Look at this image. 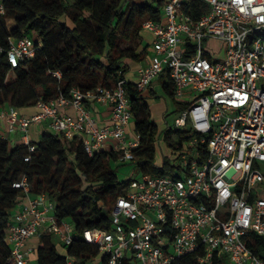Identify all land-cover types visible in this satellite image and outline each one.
Masks as SVG:
<instances>
[{"label": "built area", "instance_id": "1", "mask_svg": "<svg viewBox=\"0 0 264 264\" xmlns=\"http://www.w3.org/2000/svg\"><path fill=\"white\" fill-rule=\"evenodd\" d=\"M142 29L152 35V55L133 86L143 92L166 74L175 98L190 104L174 120L190 134L176 146L174 173L138 174L111 207V228L81 234L56 217L53 201L32 194L22 176L12 185L26 202H18L10 216L7 264H33L43 236L59 240L66 264H82L67 255L78 239L96 249L91 264H175L191 254L198 264H212L214 256L223 257V264H264L244 242L250 235L264 239V0H167L160 20H146ZM211 43L218 50L222 45L219 58ZM37 49L34 37L12 41L9 66L33 59ZM53 76L60 78L58 72ZM126 83L87 93L72 89L69 97L59 93L38 101V111L29 117L0 107V139L19 132L33 152L29 128L48 123L63 140L81 137L89 156L110 143L120 162L135 163L140 137L128 133L132 112ZM89 103L110 106V125L98 126ZM66 105L74 115L61 112Z\"/></svg>", "mask_w": 264, "mask_h": 264}, {"label": "trees", "instance_id": "2", "mask_svg": "<svg viewBox=\"0 0 264 264\" xmlns=\"http://www.w3.org/2000/svg\"><path fill=\"white\" fill-rule=\"evenodd\" d=\"M167 0H2L0 15V107L17 110L35 106L38 101H50L59 93L69 97L72 89L82 93L98 87L112 88L125 79L128 62L139 64L146 58L148 46H143L142 24L159 21ZM200 13L205 12V6ZM197 16V15H195ZM15 27L7 29L6 21ZM35 37L38 49L33 59L11 68L6 52L12 41ZM58 72L60 78L53 76ZM168 79L166 74H161ZM160 75V76H161ZM129 99L133 131L140 137L133 151L135 163L123 165L137 169L139 175L160 177L172 175V157L162 155L155 164L159 135L169 145L173 134L177 146L190 138L188 132L170 127L163 131L150 121V111L142 92L132 83L125 84ZM166 96L175 106L174 114L189 107V103L174 97L172 83L163 84ZM172 114V113H171ZM169 114V115H171ZM83 139L63 140L59 135L43 133L38 142L11 145L0 139V264H7L10 249L5 242L9 220L21 190L12 185L26 176L31 193L44 195L54 203V214L74 226L81 234L85 229L109 230L111 207L124 194L132 177L119 181L114 164L119 154L110 144L89 156L83 149ZM28 158V161H24ZM246 248L264 260V239L250 235ZM74 262L91 264L96 249L81 239L67 247ZM36 264H66L65 256L55 247L52 236H43L36 250ZM223 257L214 256L212 264H223ZM175 264H198L194 254L184 256Z\"/></svg>", "mask_w": 264, "mask_h": 264}, {"label": "crops", "instance_id": "3", "mask_svg": "<svg viewBox=\"0 0 264 264\" xmlns=\"http://www.w3.org/2000/svg\"><path fill=\"white\" fill-rule=\"evenodd\" d=\"M138 1V0H136ZM6 26L8 30H11L15 27V23L13 20H7ZM143 37V46H148L146 50V58L140 62L139 64H134L131 62H128L129 64V72L125 76V80L129 83H134L137 79V72L139 68L148 62L149 58L152 55L151 50V42H152V35L146 31H142L141 33ZM168 79L161 75L157 77L150 85L148 89L142 92L143 98H145V101L148 105L149 111H150V121L155 123L159 130H164L168 127L169 121L168 116L171 114V111L174 109L173 103L171 100L166 96L163 88V84L167 82ZM175 97V96H174ZM178 100V99H177ZM179 101V100H178ZM87 108L89 111L93 114L95 117L98 126H107L110 125V113L111 109L110 106L107 104H99V103H89L87 105ZM38 111V109L35 106L24 108L18 110V112L26 117H29L33 114H35ZM62 113L68 114V115H74L75 111L71 107V105H66L61 109ZM178 114H175L173 122ZM133 122H131L128 133H134L133 131ZM160 123H164L163 125H160ZM2 130L5 128L6 124L5 122L2 123ZM43 133H52L48 127V123H41L38 125H32L28 130L27 135V141L28 142H38L41 135ZM6 139L10 142V144L13 145H20L25 144V140L23 139V135L19 132H12L7 134ZM110 143H108L109 145ZM18 202H26V199L19 198ZM17 203L15 206H17ZM33 243V242H32Z\"/></svg>", "mask_w": 264, "mask_h": 264}, {"label": "rangeland", "instance_id": "4", "mask_svg": "<svg viewBox=\"0 0 264 264\" xmlns=\"http://www.w3.org/2000/svg\"><path fill=\"white\" fill-rule=\"evenodd\" d=\"M211 47L214 50L213 51L214 55L219 58L223 52L222 45H220L219 50H218V48H216V45L214 43H211ZM173 107H174V109L171 111L172 114L170 116H168L169 123H167V124H168V127L172 128L174 130L176 128V126L172 122H173V119L175 116V114L173 113V111L175 110V106L173 105ZM163 124L164 123H162V124L160 123V125H163ZM176 142H177V137L175 134H173L171 136V141H169V145H167L164 142L163 135L162 134L159 135V140H158V143L156 146V148H157V153L155 156V164L156 165L161 164L162 155H164L166 157H172V158L175 157V155L177 153V151L175 150L176 146H177ZM123 164H126V163L119 161V162L114 164V167H116V174H117L119 181H125V180L129 179L130 177L136 178L138 176L137 169H133L131 166L123 165ZM53 240H54L55 247L58 250V252L64 256H66V251L61 248L62 244H60L61 246L59 245V240L55 237H53ZM31 259H32V263L35 264L36 263V257L33 255V256H31Z\"/></svg>", "mask_w": 264, "mask_h": 264}]
</instances>
